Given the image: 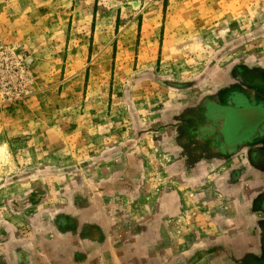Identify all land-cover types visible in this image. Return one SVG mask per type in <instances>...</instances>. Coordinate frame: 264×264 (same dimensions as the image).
Listing matches in <instances>:
<instances>
[{
  "label": "rangeland",
  "instance_id": "374dc122",
  "mask_svg": "<svg viewBox=\"0 0 264 264\" xmlns=\"http://www.w3.org/2000/svg\"><path fill=\"white\" fill-rule=\"evenodd\" d=\"M263 77L264 0H0V222L35 238L23 224L46 178L78 191L122 178L123 194L136 175L153 192L188 178L194 195L204 169L220 189L249 149L217 153L221 127L203 103L232 104ZM184 127L201 132L193 145ZM201 142L214 160L200 161ZM21 190L24 203L10 194Z\"/></svg>",
  "mask_w": 264,
  "mask_h": 264
},
{
  "label": "crops",
  "instance_id": "0c3cea01",
  "mask_svg": "<svg viewBox=\"0 0 264 264\" xmlns=\"http://www.w3.org/2000/svg\"><path fill=\"white\" fill-rule=\"evenodd\" d=\"M251 80L246 74L242 87ZM263 80L255 84L256 92L234 91L232 104L252 99L264 104ZM191 129L180 128L184 146L200 132ZM194 147L200 161L214 160L208 144ZM254 151L242 161L239 177L219 179L216 191L207 184L213 175L201 169L194 176V195L187 191L188 178H178L179 191L166 185L153 192L136 175L125 194L122 178L113 182L116 189L105 184L98 191L85 185L75 190L70 178L43 179L39 192L29 195L38 194L44 205L37 212L26 209L23 224L33 225L35 238L19 233L17 219L0 222V264H264V140L255 143ZM10 194L26 201L22 190Z\"/></svg>",
  "mask_w": 264,
  "mask_h": 264
},
{
  "label": "water",
  "instance_id": "95a60500",
  "mask_svg": "<svg viewBox=\"0 0 264 264\" xmlns=\"http://www.w3.org/2000/svg\"><path fill=\"white\" fill-rule=\"evenodd\" d=\"M247 104L238 107L236 104L225 105L214 101L203 103L207 116L221 127L219 146L215 149L217 153L232 156L250 148L248 152L255 156V143L264 140V104L255 103L253 99ZM214 106L220 110V116H213L211 108Z\"/></svg>",
  "mask_w": 264,
  "mask_h": 264
},
{
  "label": "flooded vegetation",
  "instance_id": "af4514ba",
  "mask_svg": "<svg viewBox=\"0 0 264 264\" xmlns=\"http://www.w3.org/2000/svg\"><path fill=\"white\" fill-rule=\"evenodd\" d=\"M243 106H246V104L242 103L241 106H238V107H243ZM211 112H212V114H213L214 117H216L217 114H218V116H220V110H217L216 109V106H214V107L211 108Z\"/></svg>",
  "mask_w": 264,
  "mask_h": 264
},
{
  "label": "bare ground",
  "instance_id": "6f19581e",
  "mask_svg": "<svg viewBox=\"0 0 264 264\" xmlns=\"http://www.w3.org/2000/svg\"><path fill=\"white\" fill-rule=\"evenodd\" d=\"M4 150H5L4 147L3 148L0 147V156L4 155Z\"/></svg>",
  "mask_w": 264,
  "mask_h": 264
}]
</instances>
